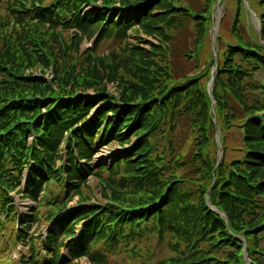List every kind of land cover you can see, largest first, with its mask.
<instances>
[{
    "label": "trees",
    "instance_id": "1",
    "mask_svg": "<svg viewBox=\"0 0 264 264\" xmlns=\"http://www.w3.org/2000/svg\"><path fill=\"white\" fill-rule=\"evenodd\" d=\"M25 1L28 6L23 0H2L6 14L0 17V235L7 224L18 223L13 240H23L32 252L39 245L46 256L40 264H74L82 257L107 261L136 239H162L166 233L174 236L169 244L176 254L158 264H245L244 245L248 264H264V8L257 15L259 34L244 40L234 29L236 42L227 44L218 62L213 113L221 133L240 131L241 146L240 157L215 166L204 149L216 125L199 81L208 78L209 69L163 86L161 66L146 63L145 51L133 44L129 53L138 55L131 72L126 70L131 80L116 75V66L102 64L101 57L96 62L101 69L95 61L85 71L77 69L82 61L68 57L69 66L56 70L55 54L63 53L45 62L35 49L42 42L29 40L35 27L45 26L72 30L75 43L92 37L96 45L104 39L122 41L132 29L165 41L167 28L185 11L174 0ZM214 3L206 0L198 14L200 40ZM84 6L92 8L84 13ZM37 62L51 66L47 83L42 75L24 74ZM108 82L116 84V95L106 90ZM181 117L200 129L193 137L197 149L184 154L186 159L171 157L174 165L167 168L157 139ZM105 144H118L119 151L112 164L95 168L93 153ZM192 164L207 179L200 189L186 188L188 175L175 176L178 166L192 169ZM89 176L104 185L102 200L80 197L69 206ZM52 184L59 192L51 191ZM18 194L45 207L44 239L26 234L38 221L37 210L29 218L17 215L13 195ZM29 257L35 263L38 254Z\"/></svg>",
    "mask_w": 264,
    "mask_h": 264
},
{
    "label": "rangeland",
    "instance_id": "2",
    "mask_svg": "<svg viewBox=\"0 0 264 264\" xmlns=\"http://www.w3.org/2000/svg\"><path fill=\"white\" fill-rule=\"evenodd\" d=\"M16 1L18 3L21 2V0ZM23 1L28 6V2L25 0ZM205 1L206 0H174L176 6H180V8H183L185 11H182L181 14L175 17L173 27L169 26L167 28L166 32L169 39L165 41H160L154 35H146L144 32L138 31L136 33V29H132L128 31L126 38L122 41H116L113 38L104 39L101 43L96 45L92 37L90 40L83 38L78 43H75L72 39V30L66 31L60 28L52 30L47 29L45 26L35 27L34 33L30 35L29 40L32 43L42 42L40 46L35 45V49L38 54H44V57L40 55V58L45 60V62H47L45 59L46 57H52L53 61L55 52L63 53L62 55L55 54V64L53 67H55L56 70L69 66L70 62L68 57L72 58L75 62L78 59L82 61L80 65H74L77 69L82 68L85 71L87 65H92L93 61H95L93 64L94 67L96 69H101V64L96 63L98 57H101L102 61L100 62L102 64L106 63L108 66L114 67V69L116 66V75L123 76L124 80H131L132 76L127 73L126 70L129 69L128 71L131 72L132 61L138 55H131L129 53V46L133 44H137L141 50L145 51L146 55L142 56L147 58L146 63L153 61L156 63L157 68L161 66L158 71L164 74L160 75L163 86H167L180 77H193L197 75L199 71L205 74V69H209L208 78L206 79L205 75V77L201 78L199 81L204 84L207 96L211 101L209 114L213 117L212 122L219 131V144L222 150V156L221 158L219 157L217 149L216 129H214V132H209L210 136L205 146L204 153L207 154L212 165L215 164V166H217L219 163H222V161L228 163L240 157L238 148L241 146L240 131L237 128H230L221 133L217 125V116L213 113L215 103L212 98V90L213 83L218 76V66L221 64L218 62L221 60V55L225 54L227 44L236 42L237 36H235V32L244 40H248V36L255 37V35L257 36V34H259L257 15L263 11L264 5H260L261 0H220L217 4L218 8L216 7L213 13L214 19L211 15L212 21L206 36L200 40L199 25L196 23L198 19H200L198 14L203 11ZM22 5L26 7L24 3ZM91 8L89 6H84L83 12L87 13ZM217 9H219V15L216 18ZM5 14L4 4L2 0H0V17L5 18ZM7 22L10 26L15 25V21L12 20V18H7ZM212 33L213 38L215 36L213 44L211 42ZM135 34H137L138 37H135ZM262 43L264 44V41ZM151 51H154V53ZM50 53L52 56H50ZM94 58L97 59L95 60ZM123 62H126L125 71L122 69ZM142 64L143 63H141V65ZM35 65L36 66L26 68L24 74L42 75L44 81L47 83L52 78L53 71L51 66L48 65V67H45L41 62H37ZM149 66H151V64H149ZM152 68H154V66H152ZM221 72L225 73V71ZM1 77L2 75H0V78ZM210 84L211 87L209 90ZM116 87V84L110 82L105 83L106 90L113 95L118 93ZM87 91L90 93L91 88ZM226 101L235 106L237 105L228 95H226ZM186 120L184 117H181L178 122L176 120L173 126L170 127L172 130H168L166 127V135L163 138L159 137L157 139L160 146L158 152L160 150L164 151L162 157H164V161L168 164H166L167 168H171L174 165L171 161V157L186 159L184 154L197 149V147L194 146L193 137H195L196 134H201L200 129L191 126ZM222 134L225 136L223 142L225 151H223L220 142ZM162 145L164 148H161ZM178 148L181 150H178ZM170 150H174L175 152L171 153ZM118 151V144H105L96 148L91 159L92 166L97 168L102 165L112 164L114 162L113 157ZM195 164L199 165L198 163ZM191 168L192 169H190V165L185 168L178 166L175 176L180 177L188 175L191 181L188 180L190 183H186V188L190 190L194 188L200 189L201 186H206L207 179L201 178L200 173L193 170L194 164L191 165ZM170 173H172L170 170L165 172L167 175ZM102 190H105V187L101 181L93 176H89L85 184L80 187V196L73 194L67 204L69 206L74 205L80 197L92 203H100L102 200L100 196ZM51 191L59 192V189L52 184ZM13 199L15 200L16 212L19 216L23 215V217L29 218L32 214V210H37L36 214L38 216V221L30 225L26 234H35V236L42 235V237H44L46 233L44 229L46 224L44 220L45 207L42 204L38 206L35 202L28 199H22L19 194L13 195ZM195 200L196 196L194 195L193 201ZM17 226L18 223L15 224L14 222L7 224L0 235V264H40L43 261L44 255L39 249V245L35 251L32 252L31 247L24 245L23 240H13L12 237ZM173 237L174 236L169 233L164 234L162 239L158 238L156 235H150L143 239H136L134 242L129 243L126 248H120L118 251L109 254L106 258L107 261L95 260V262H90L84 258L78 262H74V264H158L163 259L166 260L175 256L176 249L171 248V244H169ZM260 245L264 246V239L260 241ZM242 251L245 253V249L242 248ZM32 253L35 255L38 254L35 263H31L29 260V255ZM244 260L245 264H248V260L246 258H244Z\"/></svg>",
    "mask_w": 264,
    "mask_h": 264
},
{
    "label": "water",
    "instance_id": "3",
    "mask_svg": "<svg viewBox=\"0 0 264 264\" xmlns=\"http://www.w3.org/2000/svg\"><path fill=\"white\" fill-rule=\"evenodd\" d=\"M217 2H218V0H216V4L214 5V8L216 7ZM211 42L213 43V35H211ZM210 87H211V84L209 86V90H210ZM209 95H210V92H209ZM216 144H217V149H218L219 157L221 158V156H222V150H221V147H220V144H219V131H218L217 128H216ZM223 216L225 217L224 214H223Z\"/></svg>",
    "mask_w": 264,
    "mask_h": 264
},
{
    "label": "bare ground",
    "instance_id": "4",
    "mask_svg": "<svg viewBox=\"0 0 264 264\" xmlns=\"http://www.w3.org/2000/svg\"><path fill=\"white\" fill-rule=\"evenodd\" d=\"M219 9H217V14L215 15V17L217 18L218 17V15H219Z\"/></svg>",
    "mask_w": 264,
    "mask_h": 264
}]
</instances>
